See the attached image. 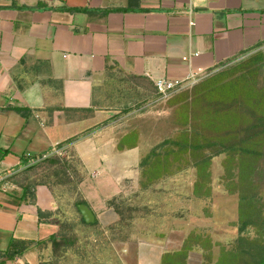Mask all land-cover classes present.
<instances>
[{"label": "crops", "instance_id": "obj_1", "mask_svg": "<svg viewBox=\"0 0 264 264\" xmlns=\"http://www.w3.org/2000/svg\"><path fill=\"white\" fill-rule=\"evenodd\" d=\"M263 42L264 0H0V264H40L65 216L66 184L46 179L55 164L28 165L27 152L62 147L76 196L108 225L115 209L96 203L143 156L118 146L117 88L155 90L146 73L202 74Z\"/></svg>", "mask_w": 264, "mask_h": 264}, {"label": "rangeland", "instance_id": "obj_2", "mask_svg": "<svg viewBox=\"0 0 264 264\" xmlns=\"http://www.w3.org/2000/svg\"><path fill=\"white\" fill-rule=\"evenodd\" d=\"M140 84L134 81L128 92L117 88L111 105L115 129L126 131L117 137L119 148L143 147L139 175L120 179L112 199L96 203V213L112 205L116 220L82 223L66 155L42 160L55 164L46 179L52 174L66 186H56L57 209L65 216L40 264H155L157 258L160 264H217L239 235L233 189L245 196V234L264 232V134L254 124L264 117V42L169 96ZM235 136L261 144L259 157L244 159L240 180L231 149L223 147ZM246 144L243 149H251ZM242 260L236 255L221 264L247 263Z\"/></svg>", "mask_w": 264, "mask_h": 264}, {"label": "trees", "instance_id": "obj_3", "mask_svg": "<svg viewBox=\"0 0 264 264\" xmlns=\"http://www.w3.org/2000/svg\"><path fill=\"white\" fill-rule=\"evenodd\" d=\"M256 127H258V132L264 134V117L258 118V121L254 123ZM249 138V137H248ZM247 143L246 145H249L251 149L244 150L242 145ZM228 146L223 145L226 150L231 149V152L229 156H232V160H236V168H237V179L240 180L241 172H242V166L245 158H257L261 155L260 145L258 144V147L256 146V143L250 142V140L246 137H232L228 139ZM229 148V149H228ZM225 151V150H224ZM219 152V151H218ZM229 152H227L229 154ZM142 163H145V159L142 160ZM224 184V183H223ZM225 185V184H224ZM225 188L227 189L226 185ZM232 193H238L239 195V203H238V217H239V224H238V231L239 235L235 240L234 245L232 248L227 249L224 251V254L220 256V259L217 261V264H221V261L223 259H229L233 258L236 255L240 256L243 260V262H247L246 264H264V232H254L252 236L245 234V229L248 221H245L243 219V200L245 199V196L243 193H241L240 189H233L230 190ZM85 202L84 200H79L76 202V209L79 212L78 204ZM80 220L82 223L87 224L82 216L80 215ZM97 220L95 219L94 223H96ZM60 229L58 231V234L60 233ZM58 234L52 238V243L56 240ZM178 255H182L181 252H176ZM166 255H169V253H165L163 257ZM228 255V256H227ZM185 258V254L182 256ZM228 257V258H227ZM226 264H229V261H226Z\"/></svg>", "mask_w": 264, "mask_h": 264}, {"label": "built area", "instance_id": "obj_4", "mask_svg": "<svg viewBox=\"0 0 264 264\" xmlns=\"http://www.w3.org/2000/svg\"><path fill=\"white\" fill-rule=\"evenodd\" d=\"M183 59L187 60L188 56L183 57ZM200 75L201 73L192 72L181 79H170L164 76L153 77L151 74L146 73V76H148L153 81L156 93L162 97L169 96L172 93L181 90L186 85L196 82ZM63 151L64 149H62V147H53L51 151L40 156H32L31 153L28 152L24 156L27 158L28 165H32L42 161L46 157L52 155H61L63 154Z\"/></svg>", "mask_w": 264, "mask_h": 264}, {"label": "water", "instance_id": "obj_5", "mask_svg": "<svg viewBox=\"0 0 264 264\" xmlns=\"http://www.w3.org/2000/svg\"><path fill=\"white\" fill-rule=\"evenodd\" d=\"M77 206L83 220L86 223H93L95 221V215L87 204L79 203Z\"/></svg>", "mask_w": 264, "mask_h": 264}]
</instances>
